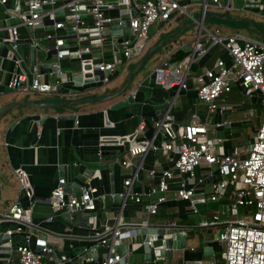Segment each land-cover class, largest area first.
Segmentation results:
<instances>
[{
    "label": "crops",
    "instance_id": "obj_1",
    "mask_svg": "<svg viewBox=\"0 0 264 264\" xmlns=\"http://www.w3.org/2000/svg\"><path fill=\"white\" fill-rule=\"evenodd\" d=\"M22 3L25 5L24 0ZM1 7L0 19L5 12V7ZM224 11L225 13L221 15L227 17L230 11ZM244 11L259 13L255 9ZM183 18L184 16H179L171 21L158 22L151 26L144 53L161 41H167L143 61L140 69L131 76V85L124 93L106 101L99 98L118 92L126 84L129 74L126 72L130 63L127 66L123 65L124 69L121 71L117 67V71L111 75V80L107 84L79 81L78 84L74 80L81 74L79 63L73 58L64 60L62 71L64 79L69 81L61 84L53 93L45 94L47 97L41 99L36 96L40 93L12 92L4 86V82L17 71L18 65L16 66L14 60L9 57V47L3 50L0 56V77L3 81V85H0V109L27 99L55 103L82 100L75 105L41 108L20 105L24 107L16 106L0 116V216L17 202L24 209L30 210L32 213V225L29 227L32 232L30 243L36 247L39 239L46 236L50 251L44 254V260L48 263L66 256L65 264L81 262L100 264L105 254L110 253L105 248L99 249L98 257H93V254L89 253L90 247L98 241L79 237L90 232L89 228L76 224L75 218L80 213L74 214L72 222H69L66 211L58 213L53 211L50 196L59 178L62 177V168L65 170L66 181L73 183L72 185L76 182L85 184L77 176L86 169L95 171L88 184L97 189L95 193L97 208L94 211L103 208L98 215V225L113 228L120 222L148 221L153 226H169L171 233L177 231L186 233L185 247L174 249L171 259L154 255L147 259L144 250L147 235L143 233V228L138 229L136 233H129L124 229L120 239L126 245L133 244V251L127 252L124 264H211L224 261V245L218 239L219 233L223 230V222L234 218L237 213L227 204L231 197L230 192L227 200L220 202L210 200L212 184L219 177L209 175L210 171L204 163L195 168L193 177L176 173L169 180V190L165 193L167 200L160 205L155 214H150L148 205L161 195L151 193V190L158 186L162 172L173 167L172 159L177 157V153L174 151L164 153L161 149L151 148L141 156L130 158V166H124L122 162L129 157L132 142L126 141L122 145L113 142L116 137L135 133L143 125V130L137 134V142L149 140L153 145L159 146L163 140L169 138L164 129L157 127V122L170 119L173 128L180 135V126L189 123L194 115L199 123L207 126L208 138L215 144L220 154L230 153L235 147L247 151L254 140L255 136L247 138L241 127L252 118L256 121L257 130L259 129L264 118V98L259 93H248L235 79L231 80V90L218 99V108L214 111H210L198 98L197 85L191 80L187 90H179L177 87L165 89L156 83L155 69L165 61H171L178 51L192 54L190 49L194 48L198 40L202 44V51L196 52L197 60L194 64L197 68L195 72L192 71L193 64L192 73L214 67L221 58L227 64L232 61L230 54L221 45H213L204 29L201 30L198 25L194 27V24H181ZM242 20L250 24L247 31L255 32L257 38L264 37V31L260 32L252 21ZM254 26L256 30H253ZM23 27L21 26L19 31ZM216 30L210 31L219 36L240 35L238 32H232L234 29L228 26ZM42 33V30H38V35ZM246 35H240L241 42L247 39L264 45L263 38L257 39ZM21 39L22 42L14 53L23 58L22 66L27 74L32 76L38 69L44 79L55 80L58 77L57 73L40 70L43 63L50 62L53 58L50 51L53 43L41 39L42 48L36 51L28 37L21 35ZM67 41L72 42L73 38H68ZM116 46L120 47L118 42H115L114 46L113 38L109 37L103 48V54L107 59L112 57ZM101 55L102 52L96 49L95 56L100 58ZM141 57L133 58L137 60L136 67ZM133 90L136 91V96L131 95ZM32 94L33 97L30 96ZM103 135L112 141L104 145L102 153H99V140ZM18 169H22L29 180L33 191L31 199L25 195L21 187ZM126 180H131V183L126 185ZM184 185L194 187L191 200L181 199L177 195L178 190ZM128 189L132 194L138 193L142 201L135 203L128 199L125 203L119 204L114 194L125 193ZM102 201L105 202L104 206ZM216 214L219 215L221 223L213 224ZM203 223L206 225H202ZM16 226L17 222L13 220L0 222V231H7ZM158 243L156 240L155 244ZM18 244V241H14L12 254H5L0 250V264H20L16 251ZM50 257H53L52 261L49 260Z\"/></svg>",
    "mask_w": 264,
    "mask_h": 264
},
{
    "label": "built area",
    "instance_id": "obj_2",
    "mask_svg": "<svg viewBox=\"0 0 264 264\" xmlns=\"http://www.w3.org/2000/svg\"><path fill=\"white\" fill-rule=\"evenodd\" d=\"M8 0H0V6L5 7V12L0 19V56L5 47H9V57L14 60L18 67L11 78L4 82V86L12 92H27L48 94L65 83L62 71V62L66 57L73 58L79 63L80 76L85 79L99 80L93 82L107 84L111 75L117 71L119 64L127 66L130 60L144 54L151 26L158 22H168L179 16H187L199 24V20L207 15L209 7L230 11L234 9L233 0H22L17 9L7 8ZM243 5L244 10L255 9L264 14V0H237ZM199 7L200 16L197 18L189 8ZM84 6V9H82ZM60 10L64 12L59 13ZM133 10L137 15H133ZM128 14V17L124 14ZM129 19L128 38L119 42L123 37L125 28L123 22ZM116 22V29L120 34H113L111 25ZM52 24V32H43L38 35V30H46L38 25ZM24 26L28 32V40L34 50H41V39L53 43L50 51L52 73H57L55 80L44 79L43 74L38 72L32 76L23 68V58L16 55L22 39L20 27ZM213 45H221L231 56L232 61L227 64L224 59H218L214 67H208L203 72L192 73L191 66L197 60L196 52L202 51V44L196 41L194 52L184 59L171 62L165 61L155 69V81L165 89L178 88L189 89V81L197 85L198 98L204 102L210 111L218 108V99L231 90V80L235 79L246 89L248 93H259L264 98V45L253 40L245 39L241 42L240 35L219 36L208 30L203 25ZM219 32V30H216ZM112 33V36H111ZM113 38L120 47L114 49L112 57L107 59L103 54V48L108 38ZM68 38H73L68 42ZM100 50L102 55L95 56V50ZM4 57V56H3ZM38 67V65L36 66ZM86 77V75H88ZM77 83V80H74ZM84 83V82H81ZM79 84V82H78ZM0 85H3L0 77ZM136 96V91L131 92ZM143 124V123H142ZM157 127L164 129L169 139L163 140L159 146H155L149 140L137 142L136 137L144 128L143 125L135 133L123 137L114 138L115 143L124 144L132 142L128 152L129 157L123 160L124 166H130V158L141 156L149 149H161L164 153L174 151L177 157L172 159L174 165L171 169L162 172V178L157 187L152 188L151 193L161 194L157 200L148 205V212L155 214L162 203L167 200L165 193L169 190V180L176 173L179 175L194 176L197 166L204 163L209 169V175H217L212 184L210 200H227L230 192L231 197L227 204L231 210L246 209L244 218L234 217L223 222V230L219 233V241L224 245L225 264H264V118L248 150L235 147L230 153L220 154L213 142L208 138L207 126L199 123L196 115L184 127L183 135H179L170 122L159 121ZM109 141L106 136L99 140V153L102 147ZM20 176L21 187L25 195L33 198V191L26 174L22 169L17 170ZM66 179L60 177L57 185L50 196V203L55 213L60 211L69 212L72 216L77 213L94 211L97 207L95 193L97 189L85 183L82 185V196L78 197L66 191ZM131 180H126L129 185ZM125 201L130 199L135 203L142 201L137 193H121ZM177 195L184 200H191L194 195V187L184 185L178 190ZM31 211L24 209L19 202L8 209L0 222L15 221L17 226L8 229L10 235L25 234L27 244H18L16 251L19 254L20 264H65L66 256L60 260L48 263L44 260V254L49 250L45 246L42 253H37L31 245L32 225ZM51 218H49L50 220ZM221 219L218 214L214 216L213 224H218ZM203 223L202 225H204ZM206 225V224H205ZM148 221L143 223L120 222L116 227H108L105 230H90L80 235L84 240L106 242L110 238H120L124 229L129 233H136L138 229L150 228ZM169 228V226H165ZM149 244L154 247L155 242ZM122 256L118 253H107L100 264H118ZM80 264H84L81 262ZM211 264H217L212 262Z\"/></svg>",
    "mask_w": 264,
    "mask_h": 264
},
{
    "label": "water",
    "instance_id": "obj_3",
    "mask_svg": "<svg viewBox=\"0 0 264 264\" xmlns=\"http://www.w3.org/2000/svg\"><path fill=\"white\" fill-rule=\"evenodd\" d=\"M5 6L7 8H13V9H17L19 6V1L18 0H8L5 3ZM82 9H84V6H82ZM64 11L60 10L59 13L62 14ZM133 15L136 16L137 12L135 10L132 11ZM124 16L128 17V14H124ZM212 15H205L204 18H201L199 20V24L194 22V25H198L200 28L203 25V21H205L206 19L210 18ZM222 19H226L227 17L225 15H216ZM130 25V20L126 19L123 22V26L125 28V34L123 37L119 38V42H121L124 39L128 38V33L130 32V30L128 29ZM44 27L46 30H53L54 26L52 24H47V25H38L37 28H42ZM119 27V25L116 24V22H114L111 25V29H112V33L113 34H120L118 30H116ZM180 35V32H179ZM178 35V36H179ZM167 40H163L160 43H158L157 45H155L154 47L150 48L148 51H146V53H144L142 55V57L140 58V61L138 63V66L129 72L128 76H127V82L126 84L116 93H113L111 95H107L104 97L99 98L102 101H106V100H110L122 93H124L131 85V76L133 74H135L140 67L142 66L143 61L150 56L152 53H154L156 50H158ZM116 42V41H115ZM116 49H118V47H115ZM190 51L193 53L194 52V48L190 49ZM68 57L65 58V60H67ZM40 70L42 72L46 71H55V69L52 68V63L51 62H45L43 63V65L41 66ZM88 75H86V77H88ZM101 77L98 75L96 76L94 79H85L82 76H78L76 77V80L79 82H84V83H89V82H93L94 80H99ZM85 100V99H83ZM80 101V99L77 100H73L71 102H61V103H55V102H48V101H34V100H22V101H17L14 103H11L3 108L0 109V116L3 115L4 113L8 112L9 110H11L12 108L16 107V106H20V105H31L33 107H51V106H63V105H75L78 104ZM161 116V115H160ZM168 121L164 122H171L170 119H167ZM188 123H184L180 126L179 132L180 135H183L184 132V127L187 125ZM95 171H93V169H86L85 172L78 174L77 178L83 182V183H88L91 178L92 175ZM61 176L62 178H65V170L61 171ZM73 183H66V191L69 193H72L78 197L82 196V190L81 187L82 185L78 182L74 183V185H72ZM115 195V199L119 204H123L125 203V198L119 194L116 193ZM104 201H102V206H104ZM103 211V208H100L96 211H89V212H82L79 215L76 216L75 220H76V224L78 226L81 227H86L89 228L90 230H105L108 227L105 225H98V215ZM235 213H237V210H234ZM1 217V216H0ZM66 217L67 220L69 222H72L73 220V216L69 213L66 212ZM170 228H166L165 226H152L150 228H143V233H145L146 239L144 241V250H145V254H146V258L147 259H151V256L154 255L155 257H166L168 259L172 258V254H173V250L174 249H180V248H184L185 247V232L184 231H177L175 233H171L169 232ZM158 241V244H155L154 247H152L149 242L150 241ZM14 241H18L19 244H27L28 243V239L27 236L25 234H14V235H10L8 233V231H0V250L2 253L5 254H12L14 251V247H13V243ZM47 246V239L46 236H42L39 241L37 246L35 247V251L37 253H42L43 247ZM108 249L110 251V253H118L122 256L121 261L118 264H124L125 260H126V254L128 251H133V244H129L126 245L122 242V240L120 238H110L108 239L106 242H102L99 241L97 242L95 245H93L92 247H90L89 249V253H91V255L93 254V257H98V251L99 249Z\"/></svg>",
    "mask_w": 264,
    "mask_h": 264
},
{
    "label": "rangeland",
    "instance_id": "obj_4",
    "mask_svg": "<svg viewBox=\"0 0 264 264\" xmlns=\"http://www.w3.org/2000/svg\"><path fill=\"white\" fill-rule=\"evenodd\" d=\"M233 4H234V9L227 13V18L229 20H220L219 18L215 16V15H221L225 13L223 9H214L212 7H209L207 15H212V16L205 21V26L212 31H215L217 28H222L223 26H228L229 28L234 29L232 32H235V33L238 32L240 35L247 34L246 35L247 37L249 36V37L257 38V36L254 34L255 32H252L251 30L247 31L249 29L250 24L242 19H249L256 25L257 29L260 32H262L264 31V14H259V13L255 14V13H249L247 11H244L242 3L238 2L237 0H233ZM1 9L2 7L0 6V10ZM189 10L192 13H194L197 18L200 16L199 7L191 6ZM183 16L184 18L181 19L183 20V22L181 21V24L183 25L187 23L194 24L191 18L185 15ZM189 27H192V26H189ZM194 27H197V26L195 25ZM220 34H223V33H220ZM260 38H263L264 40L263 36L257 39H260ZM136 61H137L136 59H131L130 65H128L127 67L128 69L126 73L132 71L136 67V63H137ZM123 69H124L123 64L122 63L119 64L118 70L121 71ZM30 96L33 97L34 95L32 94ZM36 96L41 99L47 97V95L45 94H38ZM241 131L242 133L246 135L247 138L249 139L251 137L253 138V136H255L254 134H256L257 132L256 121L251 118L250 122H248L247 124L241 127ZM244 216H245V209L240 207L239 213L235 217L244 218ZM217 264H225V263L224 261L220 260L218 261Z\"/></svg>",
    "mask_w": 264,
    "mask_h": 264
},
{
    "label": "trees",
    "instance_id": "obj_5",
    "mask_svg": "<svg viewBox=\"0 0 264 264\" xmlns=\"http://www.w3.org/2000/svg\"><path fill=\"white\" fill-rule=\"evenodd\" d=\"M220 20H224V19H220ZM225 20H227V19H225ZM253 30H256L255 26L253 27ZM20 32H21V35L23 37H28L29 36L28 30L26 28H24V27L22 28V30H20ZM42 32H52V31L43 30ZM188 54L189 53H185L183 51H178L176 54L173 55V57L171 58V61L172 62L179 61V60L185 58L186 56H188ZM152 55L153 54H151L150 56H152ZM150 56H148V57H150ZM196 68H197V66H196V64H194L192 66V71L196 70ZM26 106H29V105H26ZM20 107H24V106H20ZM245 211H247V208L245 209Z\"/></svg>",
    "mask_w": 264,
    "mask_h": 264
}]
</instances>
